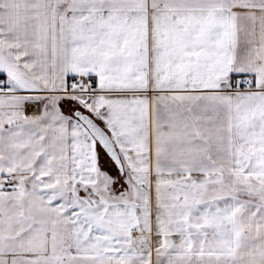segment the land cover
<instances>
[{
	"label": "snow or ice",
	"instance_id": "obj_1",
	"mask_svg": "<svg viewBox=\"0 0 264 264\" xmlns=\"http://www.w3.org/2000/svg\"><path fill=\"white\" fill-rule=\"evenodd\" d=\"M0 264H264V0H0Z\"/></svg>",
	"mask_w": 264,
	"mask_h": 264
}]
</instances>
